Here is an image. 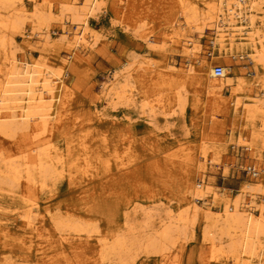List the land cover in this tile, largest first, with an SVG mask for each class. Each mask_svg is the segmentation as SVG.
<instances>
[{
  "label": "rangeland",
  "instance_id": "rangeland-1",
  "mask_svg": "<svg viewBox=\"0 0 264 264\" xmlns=\"http://www.w3.org/2000/svg\"><path fill=\"white\" fill-rule=\"evenodd\" d=\"M70 1L83 0H20L29 13L42 8L46 18L35 28L24 20L14 48L0 47V65L14 55L62 68L65 79L61 117L34 142L38 150L46 145L58 150L61 164L42 187L26 189V197L38 204L30 210L31 227L22 222L29 209L20 207L19 195L17 201L0 198V264H224L221 253L211 259L201 211L194 222L186 216V234L162 254L133 244L136 236L160 228L167 213L175 218L184 213L191 189L204 175L216 196L231 200L244 186L261 182L260 173L252 178L245 170H264V127L248 124L231 105L236 98L249 99L224 89L205 103L208 67L228 65L232 82L254 78L246 52L220 48L208 26L189 30L175 0H102L88 19L90 47H69L64 36L80 30L64 11ZM195 4L204 8L202 1ZM33 29L47 31L48 38L34 36ZM182 38L195 43L191 52L183 49ZM189 62L192 70L186 71ZM112 72L120 80L116 91L109 87ZM255 85V94L262 92ZM114 91L124 98L113 96L107 103ZM252 130L261 132L255 143L245 135ZM20 141L0 136V161L18 163ZM19 186L18 192L26 188ZM117 235L130 242L126 260L108 251ZM256 252L252 264H264V248Z\"/></svg>",
  "mask_w": 264,
  "mask_h": 264
},
{
  "label": "bare ground",
  "instance_id": "bare-ground-1",
  "mask_svg": "<svg viewBox=\"0 0 264 264\" xmlns=\"http://www.w3.org/2000/svg\"><path fill=\"white\" fill-rule=\"evenodd\" d=\"M195 1L198 0H175L179 11L185 15V19L188 21L189 30L201 31L203 26L210 27L214 42L220 48L226 46L228 50L238 49L241 52L243 50L246 52L244 53L247 54L251 70L254 73V78L237 79L232 82L228 65L224 63L221 65L222 75L218 77L213 73V69L208 67L205 82V103L211 102V99L218 96V93L224 89L229 91L230 96L234 98L239 95L247 97L248 103H242L236 98L231 101L232 107L241 109L240 118L248 124L253 125L258 121L264 127V99L260 97L264 95L263 0H199L204 5L202 10L196 6ZM19 2L20 0H0V47L14 48V36L22 29L24 20L31 21L35 28L36 23H43L46 18L42 8L35 6L29 13ZM101 3L102 0H83L80 5H77L74 1H70L68 6L64 7V11H67L71 18L69 20L80 29H78L79 33L72 35L68 33L64 38L62 36L69 47L76 48L79 45L90 47L91 36H89L88 19L94 11H98L102 7ZM50 10H48L49 14ZM243 10H246L247 13L242 16ZM32 31L34 36L42 39L48 38L47 31L44 33L39 29ZM183 34L186 35V32ZM180 42L185 51L191 52L195 48V43L191 39L182 38ZM153 44L154 41L148 43L150 46ZM4 60L5 63L0 65V72L2 71V76L0 75L2 78L0 83V136L20 137L22 152L18 163H15V160L13 161L11 158L0 161V198L6 195L10 201H13V199L16 200L15 195H19L21 200H17L21 202L19 203L20 207L29 209L25 211L22 222L26 227H31L34 221L31 220L30 210L38 209V204L34 199L26 197V189L34 188L35 185L38 186V189L40 186L42 187L45 178H51L56 173L55 164L62 161L58 150L52 149L48 145L38 150L34 142L37 138L49 133L53 124L61 117L58 113V105L64 87V71L62 68H54L46 63L32 64L28 60L17 58L14 55H10ZM167 69L176 71L173 66H168ZM191 70L192 63L189 62L186 71ZM108 81L110 82L109 87L113 88H111L112 91L120 82L115 72H112ZM123 81L125 80L123 79ZM255 83H258L260 88L263 87L259 94H255ZM115 91L109 94L107 103L110 99L113 100V96L124 98L119 91ZM125 100L127 104L130 102L131 105L133 99L131 96H127ZM253 130L245 133L246 139L250 143H255L261 138V132L257 130L254 133ZM245 147L249 149L251 145L247 144ZM256 161L259 160L256 159ZM257 165H260V162ZM258 167L257 172L260 173L261 182L256 185L244 186L233 198L234 200L216 196L217 194L210 190L208 183L204 180L205 175L202 176V179L195 183L191 189L192 199L184 211L185 214L178 215L176 213L178 216L176 215L175 218L167 213L160 228L154 229L148 234L136 236L134 247L142 246L148 251L152 250L162 254L169 248V245H173L186 234L185 229L188 226L186 216L189 217V220L191 218V222H194L195 217L201 211L200 213L206 219L207 225L203 229V235L209 242L211 259L218 252L223 255L224 264H252L251 259L257 255V249L264 248V243L260 242L261 237L264 236V170L262 167ZM22 182L26 188L18 192L21 187L19 184ZM243 196L247 197L246 202L243 201ZM1 203L3 201L0 202V209L3 206ZM199 203L201 205H198ZM80 230L79 232H81ZM74 231L73 233H75ZM222 240L226 241L223 247ZM125 243L129 244L130 242H125V239L118 235L114 236L108 251L118 259L126 260L130 249L128 251ZM100 247L103 252L101 260H103L106 257L105 249L104 246ZM258 264L261 263L258 262Z\"/></svg>",
  "mask_w": 264,
  "mask_h": 264
},
{
  "label": "built area",
  "instance_id": "built-area-1",
  "mask_svg": "<svg viewBox=\"0 0 264 264\" xmlns=\"http://www.w3.org/2000/svg\"><path fill=\"white\" fill-rule=\"evenodd\" d=\"M213 73H215L216 77L221 76L222 75V67L220 65H217L213 68ZM246 173L252 177V178H256L258 176V172L254 167H247L246 168Z\"/></svg>",
  "mask_w": 264,
  "mask_h": 264
}]
</instances>
